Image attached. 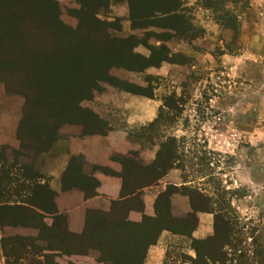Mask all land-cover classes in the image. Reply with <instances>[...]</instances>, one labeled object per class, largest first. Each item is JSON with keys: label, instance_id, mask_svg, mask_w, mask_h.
Listing matches in <instances>:
<instances>
[{"label": "rangeland", "instance_id": "rangeland-1", "mask_svg": "<svg viewBox=\"0 0 264 264\" xmlns=\"http://www.w3.org/2000/svg\"><path fill=\"white\" fill-rule=\"evenodd\" d=\"M21 1L16 7L9 4L0 14L10 19L21 6L27 11L37 10V0ZM51 1L56 4L54 16L68 28H76L80 2ZM99 1L82 0L98 19L111 23L106 33L129 39L130 46L137 43L133 51L139 56L132 57V63L142 57L166 60L159 65H147L141 71L118 65L110 67L108 78L97 81L98 89L90 88L91 95L80 101L83 109L99 119L90 129L102 134L111 129H126L134 148L114 158L133 160L134 170L136 166L152 164L161 142L175 140L174 146L167 144L170 150L176 147L179 156V160L169 161L173 163L172 169H177L169 180L174 181L176 172L178 179L188 182L178 188L195 187L211 195L227 212L226 218L236 224L235 236L240 239L237 248L251 257L253 250L264 247V0H211L213 8H205V0H182L184 15L193 27L185 33L152 26L149 19L131 21L127 0H109L105 5H100ZM219 16L222 21L217 19ZM229 24L236 27V31L229 28ZM25 28L27 35H34L36 48H30L34 49L31 55L34 59L58 54L56 47L47 50L52 46L47 45L45 34L33 23ZM61 37L60 30L57 42L60 43ZM19 43L5 41L0 47V56L8 54L11 58L16 55L18 59H25L14 50ZM10 46L14 49L10 50ZM19 48L22 50L21 46ZM86 49V52L93 51ZM57 56H61L60 53ZM55 63L54 71H38L36 77L53 75L57 79L66 61L62 63L57 57ZM8 80L10 82L11 78ZM44 83L36 84L38 89H43ZM0 85L4 88L3 83ZM23 104L22 93L7 91L5 98L0 93L3 139H8L12 125L15 135L18 127L27 131V125L22 124ZM53 128L50 122L39 128V133L44 134V145ZM79 129L82 135H97L85 134L76 123H60L55 130L58 137L63 138ZM23 149L18 138L16 145L0 144V195L3 198L16 195L15 200L20 201L27 188H33L42 180L34 176L36 171L31 169V164L35 155L43 151L27 149L18 154ZM181 165L183 169L178 168ZM47 199L43 194L34 202L45 206ZM172 207V216L186 213ZM14 218L22 220L23 217L7 216L5 223ZM45 218L44 223L51 225V217ZM44 233L32 227L0 224V264H44L43 255L49 256L53 264H91L86 256L66 254V238L61 242V250H48L53 242L50 244ZM170 234L166 233L161 239L162 264L166 253L169 256L166 264H183L178 255L182 252L189 255L190 240ZM10 250L17 255L9 256ZM22 250L27 252L23 254Z\"/></svg>", "mask_w": 264, "mask_h": 264}, {"label": "trees", "instance_id": "trees-1", "mask_svg": "<svg viewBox=\"0 0 264 264\" xmlns=\"http://www.w3.org/2000/svg\"><path fill=\"white\" fill-rule=\"evenodd\" d=\"M78 1L81 7L77 16L78 26L74 29L63 25L58 17L54 16L53 11L56 4L54 5L51 0H37L36 11L30 8L27 9L31 11H27L21 6L10 19H5L0 14V47L5 41L9 44L10 42H21L16 49L11 46L9 49H14L17 56L25 58L18 59L16 55L11 58L8 54L0 56V82L3 83L6 91L22 93L24 96L22 124L32 130L29 132L30 130L26 128L27 131H25L23 127H18L16 130V136L24 148L18 153L20 155L27 149L34 152L48 150L51 144L59 138L55 129L60 123L80 124L85 134H102V132L90 129L93 127L92 123L99 120L98 117L80 105L82 99H87L91 95L90 88L98 89L97 81L107 79L108 70L112 66L118 65L129 70L141 71L147 65H159L161 61L166 60L161 58L160 61H154L153 57H142L132 63V57L139 56L133 51L137 43L130 46L127 43L129 39L114 37L106 33L105 30L111 26V23L101 21L95 16L94 10H90L82 0ZM127 1L131 21L149 19L152 21V26L180 33L193 28L184 15L185 8L182 0ZM21 2V0H0V10H5L9 4L16 7ZM107 2L109 0H100L99 4L105 5ZM203 6L213 8V3L211 0H205ZM217 19L223 20L222 16ZM31 22L38 31L45 34L47 45L52 46L47 50L56 47L61 56H57L58 54L50 56L45 52L47 56L44 58L34 59L31 56L34 49L30 48L35 47L36 42L34 35H27L25 28L27 24H32ZM228 27L233 31L237 29L230 24ZM60 30L62 37L59 43L56 39ZM7 33L9 36L6 35ZM41 37L42 35L39 36ZM86 48L93 51L86 52ZM57 57L62 63L66 61L62 65L61 74L56 76L57 79H54L53 75V78L45 75H43L44 78L36 77L38 71L40 73L50 69L54 71L53 66L56 65ZM134 64L136 67H133ZM8 77L11 78L10 82ZM53 79L54 84H52ZM43 81H45L43 89H38L36 84ZM129 91L136 93L133 90ZM49 122L55 128L48 134L47 144L44 145L45 140H42L44 134H40L39 130L42 124L45 126ZM167 144L174 146L175 140L168 139V141L161 142L152 164L144 167L136 166V170L133 168L135 166L133 160L114 158L122 164L123 168L120 173H115L107 167L88 164L79 156L71 159L62 177L63 189L78 187L86 197H90L95 194L97 185L93 177L94 172L115 174L122 179L121 197L124 200L112 202L109 212L89 210L86 213V224L81 234L68 231L66 218L56 210L53 203L54 192L49 189L46 182H36L33 188H27L26 194L23 195L24 198L20 201L15 200L16 195H13L14 198L13 196L3 198L1 194L0 224L22 225L35 228L38 232L43 233L44 231V234L47 233L46 240L49 243L53 242V245L50 243L48 250H61V242L66 238V254H89L103 264H144L147 248L156 242L163 229L190 240L188 248L193 250L194 256L191 257L184 252L180 253L178 259L183 264H264V247L260 249L261 251L253 250L249 258L243 254L237 248L240 239L235 236L237 234L236 224L226 218L227 212H224L222 207L213 201L211 195L195 187L181 186L178 188L171 185L156 199L155 218L143 217L140 223L125 220L129 209L140 210L142 208L141 194L137 190L157 181L167 170L171 169L173 163L169 162L170 160H179L176 147L174 150L171 148V151ZM178 168L183 169L184 165ZM34 176L42 178L38 172H34ZM22 177L24 178L25 175ZM173 192H180L188 197L190 212L182 213L177 217L172 216L173 207L170 205L168 196ZM43 194L48 197L45 206L34 202ZM197 212L213 214V233L203 240L191 236L197 224ZM47 215L52 219L51 225L44 223ZM7 216L23 218L22 220L14 218L5 223ZM170 225L176 227L173 228ZM22 251L23 254L27 252ZM9 253V256L17 255L11 250ZM168 257L166 253L163 264H166ZM43 258L44 264H53L48 259L49 256L43 255Z\"/></svg>", "mask_w": 264, "mask_h": 264}, {"label": "crops", "instance_id": "crops-1", "mask_svg": "<svg viewBox=\"0 0 264 264\" xmlns=\"http://www.w3.org/2000/svg\"><path fill=\"white\" fill-rule=\"evenodd\" d=\"M0 93L3 94L4 98L6 97L7 91L2 85H0ZM74 132L63 138H58L48 150L36 154L31 169L38 172L42 176L41 183L46 182L49 189L54 192V206L58 213L65 216L68 231L73 234H81L86 224V213L89 210L109 212L112 202L124 200L121 197L122 179L115 174H107L101 171L94 172L93 177L96 179L97 185L95 194L90 197H86L78 187L63 189L62 177L71 159L79 156L88 164L107 167L115 173H120L123 168L122 164L114 157L128 154L134 146L126 129H111L104 134L97 135H82L80 129L74 130ZM2 137L0 135V144L16 145L15 126L12 125L8 129V139ZM173 171L177 172V169L167 170L157 181L137 190L141 194L142 208L140 210L129 209L125 215L126 221L140 223L143 217L155 218V202L165 187L167 185L179 187L188 183L178 179L176 172L174 181L169 180V176L174 175ZM168 199L171 206L184 212L191 211L189 199L186 195L173 192L170 193ZM196 217L197 224L192 230L191 236L195 239L210 236V233L213 232V214L197 212ZM166 233L170 234L168 230L163 229L156 242L149 245L144 264H162L164 249L161 245V239ZM189 255L194 256V252L190 250ZM76 256L88 257L91 264H103L93 259L92 256L89 257V254H76Z\"/></svg>", "mask_w": 264, "mask_h": 264}]
</instances>
